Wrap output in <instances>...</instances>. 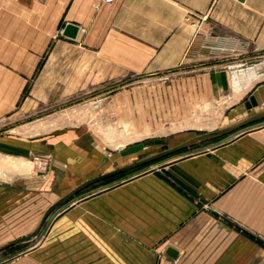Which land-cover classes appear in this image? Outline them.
<instances>
[{"label":"crops","instance_id":"1","mask_svg":"<svg viewBox=\"0 0 264 264\" xmlns=\"http://www.w3.org/2000/svg\"><path fill=\"white\" fill-rule=\"evenodd\" d=\"M68 23L75 38L63 34ZM263 54L264 0H0V58L32 59L17 72L38 73L40 89H101L128 73L174 71L223 88L222 73ZM253 96L251 108H261L245 118L264 111V82ZM12 198L0 193V223ZM53 212L47 249L57 264H264V118L96 181ZM29 250L12 263H29ZM38 254L43 264V243Z\"/></svg>","mask_w":264,"mask_h":264},{"label":"rangeland","instance_id":"2","mask_svg":"<svg viewBox=\"0 0 264 264\" xmlns=\"http://www.w3.org/2000/svg\"><path fill=\"white\" fill-rule=\"evenodd\" d=\"M32 61L0 58V156L24 157L30 166L24 173L0 174V193L15 198L9 212L1 207L6 217H1L0 245L32 232L46 207L83 179L233 125L261 108L245 104L264 82V54L239 63L240 71L255 68L258 74L241 91L233 89L238 69L222 73V82L229 74V85L223 88L209 78L194 81V73L174 71L128 73L101 89H40L45 84L37 81L38 73L28 77L17 72ZM149 139H163L167 145L121 155L128 146ZM106 156L114 159L105 161ZM150 165L100 185L135 176ZM56 217L53 212L35 237L0 253V264H13L14 256L29 249L27 264H40L41 243L43 264H57L56 250L47 249L56 242Z\"/></svg>","mask_w":264,"mask_h":264},{"label":"water","instance_id":"3","mask_svg":"<svg viewBox=\"0 0 264 264\" xmlns=\"http://www.w3.org/2000/svg\"><path fill=\"white\" fill-rule=\"evenodd\" d=\"M78 26L72 24V23H68L66 26H65V29L63 31V34L65 36H68V37H71V38H75L76 35H77V32H78ZM258 105V101L256 99L255 96H251L250 97V100H248L246 102V106L248 108H251L252 106H256ZM261 118H264V111H261L257 114H254L250 117H247L233 125H230V126H227V127H224V128H221V129H218V130H215V131H210V132H205V133H202V134H199L191 139H188L178 145H175V146H172V147H167L165 149H163L162 151L158 152V153H155V154H152V155H149L147 157H144L138 161H135V162H132V163H129L125 166H122L116 170H113V171H110L108 173H105V174H102L98 177H95V178H92V179H89L83 183H81L80 185H78L77 187H75L74 189L70 190L68 193H66L65 195H63L59 200H57L55 203H53L50 207H48V209L44 212L40 222L38 223L37 227L28 235L24 236V237H19V238H16V239H13L11 241H8L2 245H0V252L7 249L8 247H11L12 245H15L17 243H20V242H23V241H26V240H29L33 237H35L39 231L41 230L43 224L45 223V221L47 220V218L49 217V215L54 211V209L63 204L64 202L68 201L71 197H73L75 194H77L79 191H81L82 189H84L85 187H87L88 185L96 182V181H99V180H102V179H105V178H108L110 176H113L115 174H118V173H122V172H125V171H128V170H131L133 168H136V167H139V166H142V165H145L147 163H150V162H153L155 160H158L160 158H163V157H166L170 154H173V153H176L186 147H189L191 145H194L195 143L197 142H200V141H203V140H207V139H211V138H214V137H217V136H221V135H224V134H227V133H230L232 131H235L237 129H240L256 120H259ZM152 145H158V146H165L167 145V142L163 139H149V140H146L144 142H141V143H137V144H133V145H130L128 146L124 151L121 152L122 155H128V154H132V153H135V152H138L140 150H142L143 148L147 147V146H152ZM167 254H169L170 256L172 257H176L177 256V251L173 250V249H168L167 250Z\"/></svg>","mask_w":264,"mask_h":264},{"label":"bare ground","instance_id":"4","mask_svg":"<svg viewBox=\"0 0 264 264\" xmlns=\"http://www.w3.org/2000/svg\"><path fill=\"white\" fill-rule=\"evenodd\" d=\"M257 77L258 74L255 68L234 72L233 89L241 91L247 88ZM29 169V162L24 157L0 156V174L8 175L9 172L24 173Z\"/></svg>","mask_w":264,"mask_h":264},{"label":"built area","instance_id":"5","mask_svg":"<svg viewBox=\"0 0 264 264\" xmlns=\"http://www.w3.org/2000/svg\"><path fill=\"white\" fill-rule=\"evenodd\" d=\"M104 1H106V2H112V1H114V0H104ZM238 1H242V2H244V1H246V0H238Z\"/></svg>","mask_w":264,"mask_h":264}]
</instances>
